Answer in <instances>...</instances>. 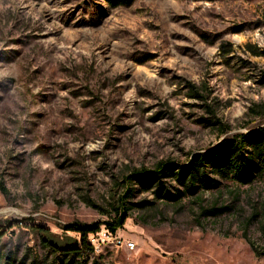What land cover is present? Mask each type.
Instances as JSON below:
<instances>
[{"label": "rangeland", "instance_id": "obj_1", "mask_svg": "<svg viewBox=\"0 0 264 264\" xmlns=\"http://www.w3.org/2000/svg\"><path fill=\"white\" fill-rule=\"evenodd\" d=\"M263 126L264 0H0V264H264V179L173 174Z\"/></svg>", "mask_w": 264, "mask_h": 264}, {"label": "trees", "instance_id": "obj_2", "mask_svg": "<svg viewBox=\"0 0 264 264\" xmlns=\"http://www.w3.org/2000/svg\"><path fill=\"white\" fill-rule=\"evenodd\" d=\"M194 97L204 99L198 89H194ZM253 111V108H251ZM238 137V136H237ZM244 152L247 156H244ZM168 164L159 163L154 171L142 169L136 171L130 178L138 179L155 178L159 179L163 173V168ZM211 166L227 177H232L241 181H252V179H264V126L248 134H240L237 139L222 143L212 153L199 154L195 156L190 167L181 166L173 172L179 181L188 190H195L196 183L200 182L206 187L216 183L214 178L207 174V167ZM162 182L158 188L162 189ZM123 215H117L113 221L105 222V229L117 233L123 226ZM101 224L90 226H80L73 224L65 227L66 231L79 234V239L69 237L71 242L63 246L56 244L49 237L52 235L47 229L42 228L43 246L59 256V261L50 264H104L100 258L91 260L94 254V246L88 240V236L97 235L101 232ZM2 234H0L1 236Z\"/></svg>", "mask_w": 264, "mask_h": 264}, {"label": "built area", "instance_id": "obj_3", "mask_svg": "<svg viewBox=\"0 0 264 264\" xmlns=\"http://www.w3.org/2000/svg\"><path fill=\"white\" fill-rule=\"evenodd\" d=\"M105 241L115 245V246H125L128 250H134L136 247V243L132 241H123L119 238L116 233H112L108 230H104L99 234Z\"/></svg>", "mask_w": 264, "mask_h": 264}]
</instances>
